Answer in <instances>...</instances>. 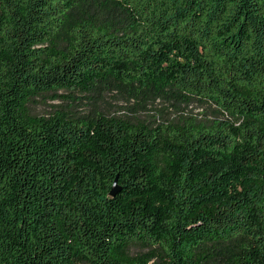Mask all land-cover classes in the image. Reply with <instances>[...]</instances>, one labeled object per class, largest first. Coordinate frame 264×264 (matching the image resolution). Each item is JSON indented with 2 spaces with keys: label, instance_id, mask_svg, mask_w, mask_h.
<instances>
[{
  "label": "trees",
  "instance_id": "1",
  "mask_svg": "<svg viewBox=\"0 0 264 264\" xmlns=\"http://www.w3.org/2000/svg\"><path fill=\"white\" fill-rule=\"evenodd\" d=\"M48 1L0 0V264H223L228 253L217 247L239 235L254 236L260 257L251 264H264V40L245 72L243 42L196 47L172 0H130L144 12L141 43L113 35L108 15L100 26L77 23L62 12L66 5L57 11ZM83 1L79 16L92 2ZM199 1L214 22L228 6L227 0ZM232 2L236 33L247 34L250 24L264 39V10L255 0ZM58 19L65 34L73 30L76 41L66 43L74 47L41 48ZM126 39L121 47L144 51L160 81L242 119L236 139L193 123L153 128L102 112L44 119L25 110L35 95L90 90L105 72L120 80L102 77L106 86L135 89L138 81L137 90L144 89L136 69L101 59L100 46ZM89 40L98 46H84ZM92 59L97 63L90 65ZM117 175L122 191L112 198ZM222 199L230 208L243 200L252 227L218 208ZM207 243L216 250L210 257L200 254ZM127 244L151 251L131 257ZM232 244H226L232 264H248L251 255L243 257L240 243Z\"/></svg>",
  "mask_w": 264,
  "mask_h": 264
},
{
  "label": "rangeland",
  "instance_id": "2",
  "mask_svg": "<svg viewBox=\"0 0 264 264\" xmlns=\"http://www.w3.org/2000/svg\"><path fill=\"white\" fill-rule=\"evenodd\" d=\"M83 3V0L48 1V4L55 6V10L57 11L62 9V5H66V8L62 12H65L66 16H69L71 20H75V22L77 21V23L84 21L90 22L93 25L97 23L100 26L101 20H103L104 16L108 15L113 35L121 39L129 36L134 40H138L139 43L142 42L140 36L144 28V12L138 8L139 2H130V0H121L120 2L92 0L89 8H85L80 17L79 11L83 8ZM227 5V8L223 9L225 13H223V10L220 12L219 16H222L217 22L205 16L202 1L200 2L199 0H172V11L181 14L184 18L192 31L194 44L200 49L217 44L227 47L228 43L232 45L236 40L243 42L249 54L245 62L241 64L245 65L243 68L247 72L253 65L252 62L256 64V54L252 55V53L259 48L264 39L260 31H257L255 27L250 28V24L246 26L247 34L241 31L236 33L235 27L238 20H233L235 5L232 0H227ZM255 6L258 8V11L261 8L264 10V0H255ZM0 12H2L1 6ZM59 21L60 19L54 23V28H57V32L49 35L51 41L43 44L41 48L56 47L58 51H64L74 47V43H66V41H76L73 30L69 34H65L63 25H59ZM72 24L74 23H69V26ZM231 34H233V40L230 42L229 37ZM126 42L127 39L126 41L119 42L111 40L108 45L100 46L99 53L101 59L114 62V66L125 65L127 63V67L136 69L145 78L146 85L144 89L137 90L141 88L138 81L136 82L135 89H132L131 86L126 88L128 90L106 86L102 83L103 78H107L111 83L117 85L120 80L113 76L111 72H105L104 75H101L103 78L101 77L98 81H95L94 84L96 85L90 90L82 92L81 90L59 89L47 94L35 95L28 99L25 110L33 117L44 119H51L58 113L64 112L70 113L74 117L93 116L98 112H102L106 116L128 119L133 123L143 122L153 128L170 123H186L185 125L193 123L206 128H218L219 132L224 130L223 133L230 134L236 139L235 129L242 124V119L227 117L220 111L215 102L209 98H198L194 95L181 94L175 91V89L166 85L155 76L152 69L145 62L144 51L134 52L128 45L122 48L121 46ZM84 46L96 48L98 45L96 41L89 40L84 43ZM96 63L97 61L94 59L90 60V65ZM55 96L57 97L56 99L54 98ZM236 201L238 202V200ZM239 201L240 207L234 204L233 208H230L226 199L217 200L215 204L218 208L220 207V209H224L228 213L234 211L235 216H240L241 219L246 218L249 228H251L252 211L249 208L245 210L243 200ZM200 222L201 220L198 219L193 221L192 224L197 225ZM253 229L248 230V233L253 231ZM231 241H233V244L240 243L244 249L243 257H247L248 254L251 255L247 259L248 264L256 262V256L259 255L255 253L253 248V244L255 243L254 236L250 235L246 240H242L241 235H239ZM230 242H224L217 247V250L226 254L228 253L227 261L223 264L233 263L232 256L229 254L230 246L226 245ZM204 246L201 250L202 253H200L204 257H210L216 251L215 249L213 250V244L211 243H207ZM206 247L207 250H205ZM126 251L129 256L134 257L146 255L151 251V248L139 244H127ZM224 258L226 257L224 256ZM218 259L222 260V257ZM209 262L207 260L203 264H208ZM150 264H161V261L155 260ZM239 264H247V262L244 259Z\"/></svg>",
  "mask_w": 264,
  "mask_h": 264
},
{
  "label": "water",
  "instance_id": "3",
  "mask_svg": "<svg viewBox=\"0 0 264 264\" xmlns=\"http://www.w3.org/2000/svg\"><path fill=\"white\" fill-rule=\"evenodd\" d=\"M121 190V187L119 186V182H118V177L115 179L112 190L110 195L112 197L116 196L118 194V192Z\"/></svg>",
  "mask_w": 264,
  "mask_h": 264
},
{
  "label": "flooded vegetation",
  "instance_id": "4",
  "mask_svg": "<svg viewBox=\"0 0 264 264\" xmlns=\"http://www.w3.org/2000/svg\"><path fill=\"white\" fill-rule=\"evenodd\" d=\"M117 177H118V182H119L120 175H117L116 178H117ZM116 178H115V179H116ZM114 181H115V180H114ZM113 184H114V183H113ZM119 186H120V185H119ZM112 187H113V186H112ZM111 190H112V189H111ZM121 191H122V188H121V190L118 192V194H119ZM110 193H111V192H110ZM118 194H117V195H118ZM109 195H110V194H109ZM117 195H116V196H117ZM116 196H114V197H116ZM110 197H112V196L110 195ZM114 197H112V198H114Z\"/></svg>",
  "mask_w": 264,
  "mask_h": 264
}]
</instances>
